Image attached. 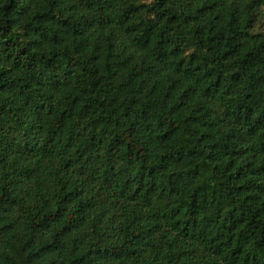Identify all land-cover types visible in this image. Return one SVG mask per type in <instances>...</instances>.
Wrapping results in <instances>:
<instances>
[{
  "label": "trees",
  "instance_id": "16d2710c",
  "mask_svg": "<svg viewBox=\"0 0 264 264\" xmlns=\"http://www.w3.org/2000/svg\"><path fill=\"white\" fill-rule=\"evenodd\" d=\"M0 264H264V0H0Z\"/></svg>",
  "mask_w": 264,
  "mask_h": 264
}]
</instances>
